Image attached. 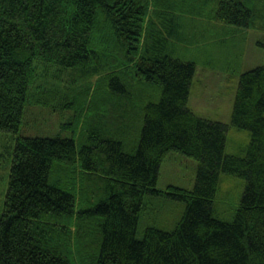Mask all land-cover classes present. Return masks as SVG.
I'll return each instance as SVG.
<instances>
[{
  "label": "trees",
  "instance_id": "obj_1",
  "mask_svg": "<svg viewBox=\"0 0 264 264\" xmlns=\"http://www.w3.org/2000/svg\"><path fill=\"white\" fill-rule=\"evenodd\" d=\"M255 11L256 0H0V132H19L29 95L50 108L81 100L79 147L73 137L15 138L0 264H264V65L240 74L225 124L190 109L196 65L173 57L186 17L252 27ZM69 69L99 76L95 87L71 96L59 83ZM232 127L249 132L243 157L226 153ZM174 152L198 163L191 190L155 188ZM222 173L245 181L231 222L213 217ZM149 195L184 211L174 229L147 227L138 240Z\"/></svg>",
  "mask_w": 264,
  "mask_h": 264
},
{
  "label": "rangeland",
  "instance_id": "obj_2",
  "mask_svg": "<svg viewBox=\"0 0 264 264\" xmlns=\"http://www.w3.org/2000/svg\"><path fill=\"white\" fill-rule=\"evenodd\" d=\"M182 42L174 41L176 51L173 57L184 61H193L196 65L192 81L188 106L199 117L227 124L230 120L228 105L233 103L240 74L250 69L264 65V0H256V11L252 27L225 26L204 18L191 19L186 17L183 22ZM212 36V37H211ZM212 38V39H211ZM51 75L56 77L52 66ZM68 71V72H67ZM86 75L81 69L63 70L61 84L70 89L71 96L81 95L86 89L94 88L99 77ZM106 82H100L96 92L90 96L93 103L105 92ZM80 92V93H79ZM159 91H148L150 101L159 99ZM50 98L43 95L40 100ZM54 98V96H53ZM36 96H34V100ZM37 99L39 97L37 96ZM29 95L24 116L15 135L0 132V208L3 206L8 186L12 153L15 138L25 137H61L75 138L80 145L79 131L72 130L74 109L81 100L71 103L69 107L61 101L52 100L51 108L33 105ZM62 107V109H59ZM69 109V110H64ZM92 110L93 106H92ZM91 112V111H90ZM73 115V117H72ZM140 120H135V128L130 130L127 142L132 148L137 141V126ZM70 124V125H66ZM250 143L248 131L230 128L227 134L226 153L243 157ZM126 151L130 148L125 147ZM198 163L191 157L174 152L168 154L161 162L155 188L167 191L169 187L191 190L194 187ZM59 177V174L58 176ZM56 177V178H57ZM54 177V173L52 179ZM65 188L64 186H62ZM245 181L242 178L222 173L213 201V217L224 222H231L240 203ZM184 211V203L174 201L166 196H147L136 230V238L142 239L147 227H155L170 231L174 229Z\"/></svg>",
  "mask_w": 264,
  "mask_h": 264
},
{
  "label": "crops",
  "instance_id": "obj_3",
  "mask_svg": "<svg viewBox=\"0 0 264 264\" xmlns=\"http://www.w3.org/2000/svg\"><path fill=\"white\" fill-rule=\"evenodd\" d=\"M212 23H217V22H215V21H212ZM218 24H220V23H218ZM225 25H223V24H220V27H221V29H223V27H224ZM225 29H226V26H225ZM234 29H236L235 27H234ZM212 37V36H211ZM212 39V38H211ZM182 60V59H181ZM190 62H193V61H190ZM191 92V91H190ZM190 96V95H189ZM231 107H232V103H230L229 105H228V110H226V112H229V110H230V113H231ZM191 109V108H190ZM192 110V109H191ZM211 120V119H210Z\"/></svg>",
  "mask_w": 264,
  "mask_h": 264
}]
</instances>
